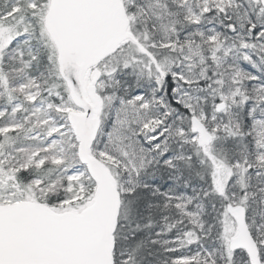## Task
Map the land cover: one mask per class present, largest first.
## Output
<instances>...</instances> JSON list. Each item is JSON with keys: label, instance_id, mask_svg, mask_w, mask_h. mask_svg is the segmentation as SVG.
I'll return each instance as SVG.
<instances>
[{"label": "snow or ice", "instance_id": "1", "mask_svg": "<svg viewBox=\"0 0 264 264\" xmlns=\"http://www.w3.org/2000/svg\"><path fill=\"white\" fill-rule=\"evenodd\" d=\"M0 264H264V0H0Z\"/></svg>", "mask_w": 264, "mask_h": 264}]
</instances>
